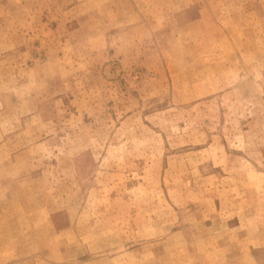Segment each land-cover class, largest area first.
<instances>
[{
	"label": "rangeland",
	"instance_id": "rangeland-1",
	"mask_svg": "<svg viewBox=\"0 0 264 264\" xmlns=\"http://www.w3.org/2000/svg\"><path fill=\"white\" fill-rule=\"evenodd\" d=\"M0 243L264 264V0H0Z\"/></svg>",
	"mask_w": 264,
	"mask_h": 264
},
{
	"label": "crops",
	"instance_id": "crops-1",
	"mask_svg": "<svg viewBox=\"0 0 264 264\" xmlns=\"http://www.w3.org/2000/svg\"><path fill=\"white\" fill-rule=\"evenodd\" d=\"M8 247H6L5 245H2L0 243V248H2V249H0V264H15V261H13L12 258H10L11 256L8 255V253H6V251H3V250H5V248H7V251H10V245H8ZM21 262H22V260H19V263H21Z\"/></svg>",
	"mask_w": 264,
	"mask_h": 264
}]
</instances>
